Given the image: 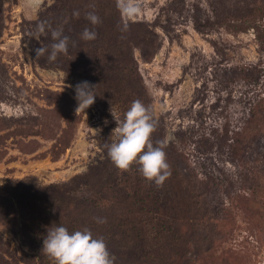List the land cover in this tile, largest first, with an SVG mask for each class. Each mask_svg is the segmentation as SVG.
Wrapping results in <instances>:
<instances>
[{
    "label": "rangeland",
    "instance_id": "obj_1",
    "mask_svg": "<svg viewBox=\"0 0 264 264\" xmlns=\"http://www.w3.org/2000/svg\"><path fill=\"white\" fill-rule=\"evenodd\" d=\"M138 3L129 21L117 0H0V264H56L57 226L113 264H264V0ZM53 30L69 50L50 60ZM82 81L97 96L76 112ZM135 100L174 151L161 186L108 156ZM179 178L176 210L142 212Z\"/></svg>",
    "mask_w": 264,
    "mask_h": 264
},
{
    "label": "clouds",
    "instance_id": "obj_2",
    "mask_svg": "<svg viewBox=\"0 0 264 264\" xmlns=\"http://www.w3.org/2000/svg\"><path fill=\"white\" fill-rule=\"evenodd\" d=\"M117 7L122 16L129 21L134 20L142 11L138 0H117ZM74 15L78 16L79 13L76 12ZM87 19L92 25L100 23L99 16L94 12L88 13ZM43 31L44 26L41 25L38 33ZM51 35L56 42L51 45L49 59L55 60L59 54L68 52L69 37L62 35V31L58 30H53ZM81 38L92 41L97 38V33L86 28ZM47 51L46 48H37L36 56H42ZM95 87L96 85L88 81L75 85L76 112L81 110L85 112L95 103L97 96ZM156 129L157 121L153 110L142 101L135 100L126 111L123 121L117 122L114 131L118 139L107 146V151L117 168L127 170L132 164H137L144 178L161 186L171 176V171L165 151L167 141H159L157 146L152 143L151 137ZM104 222L106 221L97 218V223ZM42 250L52 257L56 264H113L105 240L102 237H94L88 228L70 232L64 226H57L47 232Z\"/></svg>",
    "mask_w": 264,
    "mask_h": 264
},
{
    "label": "trees",
    "instance_id": "obj_3",
    "mask_svg": "<svg viewBox=\"0 0 264 264\" xmlns=\"http://www.w3.org/2000/svg\"><path fill=\"white\" fill-rule=\"evenodd\" d=\"M166 152H169L171 155H172V153L174 154V151L173 150H169V148H167V151ZM179 180H180V178L175 181L176 182L175 185L172 182L171 185L166 186L167 188L168 187L170 188L171 192H169V193L166 192V194H164V195H167V197L166 198H163L161 202L160 201L159 202H153L152 199L149 198V201L150 202H148L146 204L145 209H142V212H145L146 211L148 213H153V214L154 213H157V214H159V216H162V214H164V212H167V213L170 214V213H172L171 211L176 210V207L178 205L173 204V200L179 201L177 199V196L180 195L181 193H179L177 195L174 193V190H175L177 184L178 183H181ZM147 193L150 194V193H153V192H151L149 190ZM180 199L182 200L183 198H180ZM162 209L164 211H162ZM178 229H179V227H178ZM169 252L170 253H173L174 252L173 257L175 256V259H176V253H175V251L174 250L173 251L172 250H169Z\"/></svg>",
    "mask_w": 264,
    "mask_h": 264
}]
</instances>
